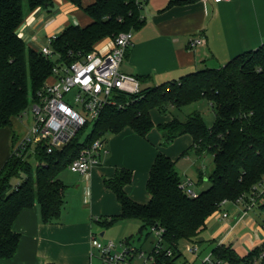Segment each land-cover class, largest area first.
I'll return each instance as SVG.
<instances>
[{"label":"trees","instance_id":"obj_1","mask_svg":"<svg viewBox=\"0 0 264 264\" xmlns=\"http://www.w3.org/2000/svg\"><path fill=\"white\" fill-rule=\"evenodd\" d=\"M67 1L83 10L92 23L87 27H66L51 45L55 58L47 59L28 48L18 34L25 19L24 0H0V129L26 114L30 94L34 102L37 94L53 81L57 64L70 65L95 50L104 39L139 31L146 23L143 9L148 0H94L88 6H83L82 0ZM195 1L198 0H175V3ZM26 2L30 11L53 4V0ZM137 79L142 85L140 93L116 96V104L105 108L84 140L91 125L85 126L63 149L48 153L43 143L29 147L39 162L35 172L24 156L14 155L0 170V264H11L16 256L21 236L13 225L24 210L39 205L45 224L60 219L66 191L60 175L80 152L127 127L146 138L156 127L151 117L154 109L166 115L170 108L178 110L203 100L216 115L212 127L206 125L200 113L190 115L186 121L173 116L170 122L158 126L163 136L161 146L167 147L177 138L191 135L193 144L181 157L190 152L198 159L206 154L213 157L214 168L207 176L209 187L197 198L184 192L176 161L163 153L158 154L150 171L147 191L151 199L147 204L133 201L125 191L132 183L131 171L118 169L112 178L105 179L106 188L116 195L122 212L102 224L112 227L119 221L139 220L141 233L149 230L151 235L153 230H160L164 245L174 256L158 255V264H176L182 257L181 243L199 241L223 200L235 202L242 195L252 194L254 187L263 181L264 44L237 55L220 69L205 68L159 86L146 87L143 78ZM20 172L25 177L13 185V178L19 177ZM204 178L200 172V182ZM263 252L264 243L241 259L232 246L220 245L213 255L230 264H241L259 258Z\"/></svg>","mask_w":264,"mask_h":264},{"label":"crops","instance_id":"obj_2","mask_svg":"<svg viewBox=\"0 0 264 264\" xmlns=\"http://www.w3.org/2000/svg\"><path fill=\"white\" fill-rule=\"evenodd\" d=\"M82 3L88 6L94 0H82ZM143 16L146 23L134 32L133 45L128 49L120 70L126 75L143 78V86L146 87L180 80L205 68L220 69L237 55L264 44V0H230L221 4L200 0L179 4L175 0H148ZM91 23L92 19L83 10L67 0H53L52 6L34 11L25 4V19L18 34L28 48L39 52L50 38L60 35L66 27H87ZM196 40H203L204 44L192 47ZM112 45L113 39L106 38L95 49L106 54ZM151 117L156 127L146 138L130 127L118 134L107 135L108 153L87 175L72 172L71 175H60L66 191L62 214L57 222L45 224L39 205L24 210L18 216L13 228L21 238L11 264H102L95 257L92 238L108 236L112 239L114 235L104 231L110 227L102 223L122 212L116 195L106 188L105 179L112 178L118 169L131 171L132 183L126 186L125 191L133 201L147 204L151 199L147 182L159 153L176 161L181 179L183 169L180 162L190 161L192 166L186 165L183 170V175L188 177L203 159L196 158L191 152L181 157L192 146V136L183 135L163 147V136L158 126L173 118L160 115L157 109L151 111ZM22 119L14 118L11 126L0 129V170L12 157L14 140L18 141L28 132L21 127ZM208 187L206 177L200 190L195 189V192L200 194ZM241 217L237 214L235 220L229 217L225 221L228 235L236 224L243 221ZM125 221L129 220L121 222ZM125 227L124 232L128 226ZM144 232L146 236L139 250L152 236L149 230ZM201 236L197 244L203 242ZM220 245L232 246V242L216 247ZM207 254L201 249L195 264H199Z\"/></svg>","mask_w":264,"mask_h":264},{"label":"built area","instance_id":"obj_3","mask_svg":"<svg viewBox=\"0 0 264 264\" xmlns=\"http://www.w3.org/2000/svg\"><path fill=\"white\" fill-rule=\"evenodd\" d=\"M203 3L212 1L221 4L230 0H200ZM134 32L120 33L113 39V45L106 54L99 53L96 49L83 58L68 64H57L53 69V81L45 86L34 100L33 125L14 145L12 155L26 157L29 147L40 144L47 145L48 153L60 150L67 146L76 135L87 125H93L101 116L106 107L116 104V96L121 93L138 94L141 85L134 76L126 75L120 68L126 53L133 45ZM57 36L50 38L39 51L47 59H54L55 55L51 45ZM204 44L203 40H196L192 47ZM105 138L97 140L92 147L83 149L68 170L72 173L87 175L90 169L96 166L102 155H106ZM35 154V151H34ZM194 182L188 181L181 185L184 192L191 198H197L198 193L193 189ZM258 186L264 189L263 181L254 187L253 207L264 195L256 196ZM246 195H242L235 203H241ZM229 204V200H223L219 204V211ZM251 206H247L250 209ZM217 210V212H218ZM246 212L240 220H243ZM228 212L220 214L219 220H227ZM158 238L154 249L145 256L134 248H127L123 252L117 251V245L113 242H102L98 237L92 238L91 246L101 254L103 264H135L134 256H138L139 264H158L157 256L166 253V257L172 258L173 252L166 248L161 239V231L153 230ZM190 254L197 256L201 253V247L197 243L187 245ZM264 262V252L259 258L252 261H243L241 264H259ZM199 264H230L217 259L213 252L200 259Z\"/></svg>","mask_w":264,"mask_h":264},{"label":"rangeland","instance_id":"obj_4","mask_svg":"<svg viewBox=\"0 0 264 264\" xmlns=\"http://www.w3.org/2000/svg\"><path fill=\"white\" fill-rule=\"evenodd\" d=\"M25 4H27L26 0H24V5ZM33 107H34L33 97L32 94H30V106L28 107L26 114L23 116V119L21 121V127L22 129H24V131L25 130L29 131V129L33 125V114H34ZM196 113L201 114L208 127L213 126L216 119L215 111L210 107L207 101H203V100L182 107L181 109L178 110L170 108L166 116H172V118L173 116H175L182 121H186L190 117V115H194ZM91 127L92 126H90L89 129L84 134L83 140L87 137L88 133L91 130ZM192 154L195 155L194 153ZM25 159L32 165L33 170L35 172L39 162L36 155L34 154L33 148L29 150ZM181 165H182V169L184 170L186 165L192 166V163L190 161L182 160V162H180V166ZM213 168H214L213 157L208 154L203 156V159L200 160L198 165L192 169L188 177H186L185 174L183 175V170H181L179 167V169L182 172L181 174L184 182H188L189 180L195 182L193 185L194 190L195 189L200 190L203 182H205L206 180V177L213 171ZM201 171H203V176H205L202 182H200L199 180V175ZM68 174L71 175V172L68 169H66L62 173V176ZM24 177H25L24 173L20 172L19 177L13 178L12 184L16 185ZM263 191H264L263 187L258 186V190L255 193V195L259 196L263 193ZM252 194L246 195L245 200L241 203H235L233 201H229V204L222 208V211L229 212L232 221L235 220L237 214H239L240 216L246 212L243 221H241L240 224H236L234 226V229H232V231L229 232V235L225 229L226 220H221L222 222L219 220L222 211L220 212L218 210V212H216V214L212 216V218L209 221L207 230L203 232L201 236L203 242L199 244L204 253L206 254L210 253L213 251L216 245L224 242L226 243L229 241L232 242V248L237 252L238 256L241 259H245L247 255L255 247L264 243V209L261 208V205H264V195L252 207L251 206V204L253 203ZM247 206H251L250 209H248ZM122 222L119 221L118 223L114 224L112 227L106 228L104 230L114 235L112 239H110L108 236H105L103 238L98 236V238L104 243L113 241L117 245V251L119 252H123L127 248H134L136 250H139V247L144 242L146 236L145 235L146 232H144L143 236L141 233L142 223L139 220H129L127 222L125 221V223ZM126 225L128 226L127 231L124 232L126 230L125 227ZM97 226L100 227L98 224ZM97 226H95V228H97ZM224 237H226V240L224 239ZM157 241L158 238L156 234L153 233L152 236L148 239V241L142 246L141 248L142 250H139V252H143L147 258L149 253L155 247ZM187 244H188L187 242H183V244H181L180 251L182 253V257L177 260L176 264H195V262L197 261V255L190 254L188 252ZM94 254L95 257L98 260H100V263L103 264L100 252L94 250ZM133 262L135 264L140 263L138 256H134ZM259 264H264V263H259Z\"/></svg>","mask_w":264,"mask_h":264}]
</instances>
